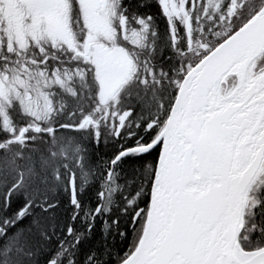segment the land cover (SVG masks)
<instances>
[{"label":"snow or ice","instance_id":"1","mask_svg":"<svg viewBox=\"0 0 264 264\" xmlns=\"http://www.w3.org/2000/svg\"><path fill=\"white\" fill-rule=\"evenodd\" d=\"M0 264H264V0H0Z\"/></svg>","mask_w":264,"mask_h":264},{"label":"flooded vegetation","instance_id":"2","mask_svg":"<svg viewBox=\"0 0 264 264\" xmlns=\"http://www.w3.org/2000/svg\"><path fill=\"white\" fill-rule=\"evenodd\" d=\"M153 11H155V9H153ZM104 149H103V146L101 145V148H100V152L103 153Z\"/></svg>","mask_w":264,"mask_h":264},{"label":"trees","instance_id":"3","mask_svg":"<svg viewBox=\"0 0 264 264\" xmlns=\"http://www.w3.org/2000/svg\"><path fill=\"white\" fill-rule=\"evenodd\" d=\"M97 239L99 238V237H96ZM120 242V238H117V243H119ZM122 246H125L126 247V245H122Z\"/></svg>","mask_w":264,"mask_h":264}]
</instances>
